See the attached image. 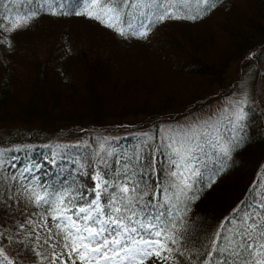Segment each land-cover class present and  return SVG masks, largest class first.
Here are the masks:
<instances>
[{"label": "trees", "instance_id": "16d2710c", "mask_svg": "<svg viewBox=\"0 0 264 264\" xmlns=\"http://www.w3.org/2000/svg\"><path fill=\"white\" fill-rule=\"evenodd\" d=\"M113 2L123 36L93 18L96 0H0V260L41 264L30 223L95 200L104 222L137 229L129 237L159 232L173 264H218L215 243L226 252L254 220L258 251L240 259L259 264L264 130L246 105L227 130L199 129L195 143L178 127L163 144L158 123L140 133L123 119L159 117L226 85L228 63L264 38V0ZM165 10L175 18L161 20ZM65 230L55 222L50 239L65 240Z\"/></svg>", "mask_w": 264, "mask_h": 264}, {"label": "rangeland", "instance_id": "374dc122", "mask_svg": "<svg viewBox=\"0 0 264 264\" xmlns=\"http://www.w3.org/2000/svg\"><path fill=\"white\" fill-rule=\"evenodd\" d=\"M47 25L52 29H55L56 26H63L65 32L69 33L68 35L73 32V25L68 22L53 25L48 22ZM36 28H38L37 24L34 26V29ZM255 43V48L250 52L238 56L228 63L225 72L226 85L212 86L197 100L179 109L168 110L159 117H126L123 119L124 123L128 125L129 130L140 131V133H147L149 125L152 128L154 123H158L156 137L161 138L163 144H168L172 140L170 134L172 130L178 127L183 128L186 130L188 140L195 143L198 138L195 133H198L199 129L202 130L201 134L203 135H205L204 133L211 135L213 134L211 131L215 129L218 131L219 128L227 130V127H230V119L242 111L243 106L246 105L249 115L253 116V121H260L264 130V38H256ZM125 124L121 126L126 128ZM90 133L98 135L92 130ZM83 143L84 141H80L75 145ZM213 143L217 142L212 141V145H215ZM85 147L92 151V155H96L97 148L94 145L86 143ZM87 159L88 157H86ZM38 167L36 165L35 169ZM28 170V166L22 169L23 172ZM179 176L180 178L185 177V174L181 173ZM101 185L102 183L97 180V187L99 188ZM86 209H89L93 220L85 221L83 217L86 213H80L78 208L73 214L61 213L55 218L30 223L28 229L25 230V236L29 240L33 239V245L41 264H173L169 250L156 235L157 231H152L146 226L143 229L148 231L147 239L129 237L128 232L123 231V228L120 227L119 239L123 243L127 238L130 244L126 248L118 247V255L111 248L105 250L106 256L95 255L91 251V246L88 251H85L77 229L81 230L83 236H87V233L83 232L85 227L98 230L100 226H104V220L97 214L96 202ZM94 220H98L99 223H94ZM55 222L67 229V232L65 230L66 239L61 238L59 243L53 238L50 239L49 236L50 229ZM149 232L152 233L151 237H149ZM145 240L159 241L160 243L154 246L151 255L141 258L136 253L143 247Z\"/></svg>", "mask_w": 264, "mask_h": 264}, {"label": "snow or ice", "instance_id": "6c2138e0", "mask_svg": "<svg viewBox=\"0 0 264 264\" xmlns=\"http://www.w3.org/2000/svg\"><path fill=\"white\" fill-rule=\"evenodd\" d=\"M96 3L98 4V10H97V16L93 18H100L103 17L101 20L102 23L105 24V26L113 27L114 30H117L120 35H125V26L121 21L119 8L114 4L113 0H96ZM55 15L56 13L53 12ZM79 14V13H75ZM35 13H28L25 15L24 19L27 21L32 16H34ZM165 16H168L169 18H175L172 13H170L168 10H165L164 13L161 14L160 19H164ZM7 19V17H5ZM116 24H121V27L119 29L115 28ZM16 25L13 24V27ZM130 28V26H128ZM138 35L143 36L145 33L140 32ZM243 118L242 116L240 117ZM175 175V173H173ZM124 193H128L129 189L127 186L123 187L121 189ZM133 192H135V187L132 189ZM90 205L94 204L95 201L89 202ZM117 212L120 211L119 208L116 209ZM80 213H86V215L83 217L85 221L93 220V217L90 214L89 209H86L85 207L79 208ZM123 218L117 217L115 220L112 221V223H108L107 221L104 222L105 226H100L98 230L93 229L91 227H85L83 229V232L87 233V236H83L81 234V230L77 229V233L79 234V239L81 240L82 247L85 251L89 250V247L91 246V251L97 255V256H106L105 249L111 248L112 251L118 255L117 248H126L129 246L130 241L125 238V241L122 243L119 239V233L118 229L121 227V221ZM251 219V217H249ZM94 223H99L98 220H94ZM243 223V221H242ZM259 227L256 225V222L253 220L251 225H248L246 227H242L237 233L236 236L239 238L238 240L234 238L233 241H230L229 243H234L235 246L231 247L225 251H221L219 248V244L215 243V246L211 249L213 253H215L214 259L217 260L218 264H229L228 259L219 260V257L222 255H228L232 257L231 264H258L257 261L249 260L248 258H244L241 260L240 258L243 256L244 252H248L249 257H251L253 251H258L256 248V240L257 237L253 235V227ZM125 232H132L135 233L137 229L135 227H124L122 229ZM103 233H108L107 236H104L103 239H98L99 236H101ZM160 233L157 232L156 235H159ZM116 236L117 238L110 241L109 237ZM152 233L149 232V237H151ZM260 237H264V229L260 231ZM222 238L218 235L217 241L221 240ZM175 242V241H173ZM159 241H149L145 240L144 245L142 248L139 249V251L136 253L137 256L143 258L148 255H151V250L154 248L156 244H159ZM260 250H264V243H261L259 245ZM0 264H3V260H0ZM259 264H264V251H260L259 253Z\"/></svg>", "mask_w": 264, "mask_h": 264}]
</instances>
